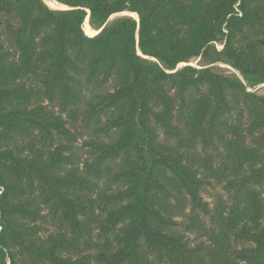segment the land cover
I'll list each match as a JSON object with an SVG mask.
<instances>
[{
	"label": "trees",
	"instance_id": "obj_1",
	"mask_svg": "<svg viewBox=\"0 0 264 264\" xmlns=\"http://www.w3.org/2000/svg\"><path fill=\"white\" fill-rule=\"evenodd\" d=\"M53 1L67 9L44 0H0V264H19V254L31 264H88L89 256L74 261L67 253L80 247L79 235L92 224L105 234L124 226L118 247L103 244L108 264H264V199L251 188L264 183V95L256 93L264 85V0ZM123 13L138 18L110 22ZM87 21L104 29L90 37ZM194 59L207 65L194 67ZM216 64L236 74L215 72ZM112 82L114 90L105 91ZM92 86L97 101L89 102V116L112 113L105 132H121L111 144L93 141L100 154L88 172L102 178L103 164L125 156L115 176L124 188L99 195L103 222L96 201L75 193H93L95 182L74 169L64 173L71 164L65 146L47 147L71 134L65 121L38 101L78 107ZM176 127L188 129L189 145L211 148L223 172L235 177L229 207L211 211L193 156L159 143L160 129L181 140ZM35 131L41 135L29 152L15 147ZM200 162L209 167L213 157ZM36 186L77 238L43 240L36 225L28 226L40 211L25 198L26 188ZM183 193L192 226L178 231L160 194L181 205ZM201 216L210 218L209 230ZM192 227L208 241L191 247Z\"/></svg>",
	"mask_w": 264,
	"mask_h": 264
},
{
	"label": "rangeland",
	"instance_id": "obj_2",
	"mask_svg": "<svg viewBox=\"0 0 264 264\" xmlns=\"http://www.w3.org/2000/svg\"><path fill=\"white\" fill-rule=\"evenodd\" d=\"M44 1L52 9H67L53 0ZM50 3L53 4V7ZM126 15L135 19L138 18L136 14H134L136 16H133V14L126 13L112 17L110 22L118 17ZM85 28H87L86 23L84 29ZM216 48L218 50H222L223 45L216 44ZM191 65L201 68L207 64L203 61L201 62L200 59H194L192 60ZM184 66L186 65H181L179 69ZM212 66H214L213 69L215 72L224 75L236 74V72L227 65L216 64ZM93 89L94 88L92 86L85 90L86 94L83 96V101L78 105V107L65 108L61 101L56 100L51 102L45 99V97L43 99H38V101H42L43 105H46L51 111H54L56 115L61 116V118L65 121L66 128L71 134L68 136L62 135L55 137L54 140H50L46 143L47 147L51 151H55L61 144L65 146L67 150L64 151V155L70 158L71 164L65 167L64 173L71 172V170L74 169L82 177L89 178L95 182L96 187L93 193H88L86 191L81 192L79 189L75 190V193L82 195L83 200H85L84 195H87L89 199L96 201L94 204L95 215L101 218V221L103 222V220L107 217V213L104 211L103 204L100 206V209L98 207L100 204L97 202H101L99 195L102 193L113 194L119 189L124 188V183L116 182L115 176L123 171L125 156L123 155L116 160H108L105 164H103L102 178L96 177L94 172H88L89 166L97 163V157L100 154V152H97L92 146L93 141L111 144L119 138L121 132L119 128L115 127H110L109 132H105V129L107 128L106 126L109 124L110 119L113 116L112 113H101L93 117L89 116V102L97 101L95 97L96 95L94 96L92 92ZM103 89L105 91H113L114 83L112 82ZM256 93L264 95V85L259 87ZM176 128H178L182 135L181 140L178 137H172L167 134L164 129H160L158 130L159 143L180 149L185 156H193V160L197 163L196 166L199 170V177H201L205 183L202 189V198L209 205L211 211L229 207L233 203L235 195V190L231 189L229 183L235 180V177L230 173L225 174L223 172V169L221 168V160L218 159L217 155L211 148L205 147L200 142H197L195 145H189V134L186 127ZM40 135L39 131H35L32 136H21L17 139L15 147L29 152L28 149L32 140L34 138H40ZM37 146L38 148H41V144H37ZM210 156L213 157V162L210 164L211 167L207 166L208 163L201 164L200 160H205ZM24 187H26V185H24ZM251 188L257 191L264 199V183L261 186L253 185ZM26 189L27 192L25 194V198L30 199L34 204L33 208L40 211L39 215L35 218L36 220L27 221L28 226L32 227L36 225L40 230L39 236L43 238V240H48L50 236L57 237L60 234H65L69 239H72L73 237L77 238V236L73 234L69 223L63 220L62 211L55 212L56 203L54 200H49L46 191L41 192L39 190V186H36L32 191L28 188ZM160 197L162 198V201L166 202L173 208L174 211L172 219L177 225L176 228L178 231H185L188 226H192L191 217H193V214L191 212L190 203L184 193L183 198L185 202H182L181 205H178L176 198L165 199L163 194H160ZM200 218L204 221L203 224L206 226V229L209 230L211 227L210 218H204L203 216ZM84 219V217L80 218L82 221H84ZM194 227H192V230L186 234L191 247H195L199 243H206V241H208L207 237L202 234V231L195 229ZM123 228V225H119L113 232L105 234L104 231L101 230L99 224H92L88 231L83 230V233L79 235L80 238H78V243L80 247L70 250L67 253V256L70 255L74 261H78L83 256H89L88 264H108L106 262V258L104 257L107 256L108 252L105 250L103 244L109 240L115 245V247H118V244L115 242V238L121 235ZM87 242L89 243L86 244ZM248 246L253 245L249 244ZM151 260L153 262L155 258L151 256ZM18 262L19 264H31L30 257L23 254H19Z\"/></svg>",
	"mask_w": 264,
	"mask_h": 264
},
{
	"label": "bare ground",
	"instance_id": "obj_3",
	"mask_svg": "<svg viewBox=\"0 0 264 264\" xmlns=\"http://www.w3.org/2000/svg\"><path fill=\"white\" fill-rule=\"evenodd\" d=\"M50 5L53 7V4H52V3H50ZM62 6H63V5H62ZM63 7H65V6H63ZM65 8H66V7H65ZM123 14H126V13H123ZM123 14H122V15H123ZM115 16H116V15H115ZM133 16H136V15L133 14ZM112 17H114V16H112ZM86 24H87V28H85L86 35H88V36H90V37H94L95 35L98 34L97 31L93 30V29L90 27V25L88 24V21L86 22Z\"/></svg>",
	"mask_w": 264,
	"mask_h": 264
},
{
	"label": "water",
	"instance_id": "obj_4",
	"mask_svg": "<svg viewBox=\"0 0 264 264\" xmlns=\"http://www.w3.org/2000/svg\"><path fill=\"white\" fill-rule=\"evenodd\" d=\"M127 16V15H126ZM133 18V17H132ZM135 19V18H134ZM104 29V28H103ZM103 29H101L99 32H98V34L103 30Z\"/></svg>",
	"mask_w": 264,
	"mask_h": 264
}]
</instances>
